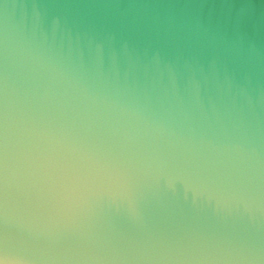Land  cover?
I'll use <instances>...</instances> for the list:
<instances>
[{"label": "water", "instance_id": "obj_1", "mask_svg": "<svg viewBox=\"0 0 264 264\" xmlns=\"http://www.w3.org/2000/svg\"><path fill=\"white\" fill-rule=\"evenodd\" d=\"M0 264H264V0H0Z\"/></svg>", "mask_w": 264, "mask_h": 264}]
</instances>
